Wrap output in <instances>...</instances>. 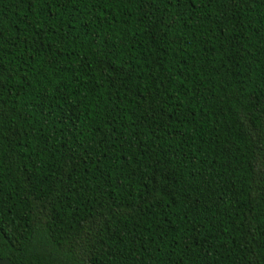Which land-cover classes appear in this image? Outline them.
Segmentation results:
<instances>
[{
	"label": "trees",
	"instance_id": "obj_1",
	"mask_svg": "<svg viewBox=\"0 0 264 264\" xmlns=\"http://www.w3.org/2000/svg\"><path fill=\"white\" fill-rule=\"evenodd\" d=\"M0 257L264 264V0H0Z\"/></svg>",
	"mask_w": 264,
	"mask_h": 264
},
{
	"label": "water",
	"instance_id": "obj_2",
	"mask_svg": "<svg viewBox=\"0 0 264 264\" xmlns=\"http://www.w3.org/2000/svg\"><path fill=\"white\" fill-rule=\"evenodd\" d=\"M0 264H12V263H10L8 259L0 257Z\"/></svg>",
	"mask_w": 264,
	"mask_h": 264
}]
</instances>
